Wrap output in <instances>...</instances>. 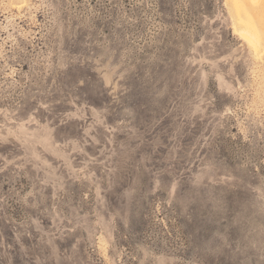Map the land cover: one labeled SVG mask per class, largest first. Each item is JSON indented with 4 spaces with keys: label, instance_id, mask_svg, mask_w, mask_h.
I'll list each match as a JSON object with an SVG mask.
<instances>
[{
    "label": "rangeland",
    "instance_id": "obj_1",
    "mask_svg": "<svg viewBox=\"0 0 264 264\" xmlns=\"http://www.w3.org/2000/svg\"><path fill=\"white\" fill-rule=\"evenodd\" d=\"M0 264H264V0H0Z\"/></svg>",
    "mask_w": 264,
    "mask_h": 264
},
{
    "label": "bare ground",
    "instance_id": "obj_2",
    "mask_svg": "<svg viewBox=\"0 0 264 264\" xmlns=\"http://www.w3.org/2000/svg\"><path fill=\"white\" fill-rule=\"evenodd\" d=\"M253 42V41H252Z\"/></svg>",
    "mask_w": 264,
    "mask_h": 264
}]
</instances>
